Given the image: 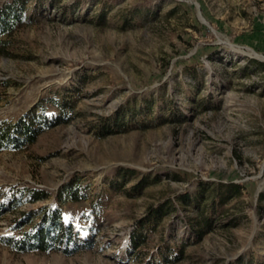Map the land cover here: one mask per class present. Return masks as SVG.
I'll return each instance as SVG.
<instances>
[{"label":"rangeland","instance_id":"obj_1","mask_svg":"<svg viewBox=\"0 0 264 264\" xmlns=\"http://www.w3.org/2000/svg\"><path fill=\"white\" fill-rule=\"evenodd\" d=\"M24 15L0 54V122L64 115L0 150V264H264V0H27ZM53 210L71 239L18 251L14 226Z\"/></svg>","mask_w":264,"mask_h":264},{"label":"trees","instance_id":"obj_2","mask_svg":"<svg viewBox=\"0 0 264 264\" xmlns=\"http://www.w3.org/2000/svg\"><path fill=\"white\" fill-rule=\"evenodd\" d=\"M26 2L27 0H13L10 4L0 8V54H8L7 50H5V46L8 41L7 37L12 35L18 27L26 24L30 20L28 16L24 15ZM59 112H56L54 115L51 114L48 118L38 117L37 119H34L24 115L15 121H1L0 150L4 147H12L15 149L28 147L34 143L36 137L42 131L48 129L54 123L55 117L64 115L63 110H60ZM225 187H231V189H233L234 196L240 193V187L238 185L229 184L225 185ZM13 190L14 193H16L15 191H17V188ZM37 191V188H32L27 195L30 197L31 193H35V196L41 197L40 194H36ZM72 195L73 201H79L83 197L82 194H78L76 192ZM190 197L191 196L189 194H182L178 199L182 206H186L191 201ZM155 213L158 215L159 213L161 214L159 209L151 214ZM198 213L199 214L191 220V227L199 235H201L210 226V219L208 216L203 215L202 210ZM60 216L61 214L59 210H53L51 211L49 224L44 227L33 228L31 230H21V223L16 224V226H14V230L18 231V236H15L14 243L18 251L28 249L44 252L50 250L55 242L61 241L64 235L69 237L68 239L70 240L73 225L71 222H68L66 227H63L60 222ZM131 242L134 243V236H131ZM64 252H66V249Z\"/></svg>","mask_w":264,"mask_h":264}]
</instances>
